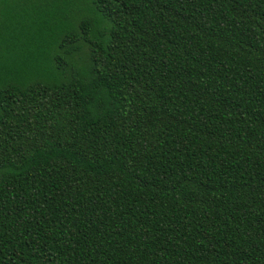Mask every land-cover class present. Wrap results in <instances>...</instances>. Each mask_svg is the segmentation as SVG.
<instances>
[{"label":"trees","instance_id":"obj_1","mask_svg":"<svg viewBox=\"0 0 264 264\" xmlns=\"http://www.w3.org/2000/svg\"><path fill=\"white\" fill-rule=\"evenodd\" d=\"M0 264H264V0H0Z\"/></svg>","mask_w":264,"mask_h":264}]
</instances>
